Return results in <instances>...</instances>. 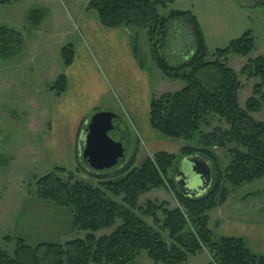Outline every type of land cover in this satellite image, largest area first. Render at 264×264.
Wrapping results in <instances>:
<instances>
[{"label":"trees","instance_id":"1","mask_svg":"<svg viewBox=\"0 0 264 264\" xmlns=\"http://www.w3.org/2000/svg\"><path fill=\"white\" fill-rule=\"evenodd\" d=\"M173 2L89 0L86 9L95 11L104 27L145 29L151 58L157 68L167 79L185 82L180 90L152 96L149 124L167 138L190 141L198 138L197 146L182 147L180 154L184 157L199 155L212 163L215 176H212L210 189L200 197L184 195L169 178L177 156L168 151H158L140 165H135L133 154L129 160L115 166L120 168L114 178L95 175L100 180L98 187L76 179L68 169L56 167L36 180V196L71 209L72 230L84 232L85 237L34 245L17 239L12 255L0 248V264H130L142 251L155 263L183 264L190 255L204 249L211 255V264H264V256L252 253L243 239L214 237L208 214L226 200L223 183L238 187L264 177V121L253 117L264 103V54L248 58L239 73L222 61L231 53L250 55L255 42L252 32L247 31L227 47L216 49V60L207 61L205 35L191 11H171L167 16L158 14V7ZM259 3L264 5V0ZM46 15L44 8L32 9L28 14L32 28H38ZM176 20L189 27L194 48L185 61L172 64L164 52L172 38V22ZM23 46L21 32L0 27L1 59L14 57ZM132 50L134 56L139 57L137 44L132 43ZM61 57L64 65L70 66L74 47L64 46ZM240 75L258 79L244 105L239 100ZM66 89L64 74L50 86L56 95ZM216 117L226 127L219 125L204 132L202 127L210 126V120ZM215 147H230L231 159L224 170L213 152ZM81 170L83 167L78 168ZM62 175H67V179ZM166 186L173 191L179 207H171L169 202L158 199L140 203L144 194ZM107 193L121 198V202L108 198ZM147 219H151V223ZM118 221L121 223L110 234L96 235L112 229ZM6 240L11 238L6 237Z\"/></svg>","mask_w":264,"mask_h":264},{"label":"rangeland","instance_id":"2","mask_svg":"<svg viewBox=\"0 0 264 264\" xmlns=\"http://www.w3.org/2000/svg\"><path fill=\"white\" fill-rule=\"evenodd\" d=\"M260 1L263 0H177L166 7H158V14L167 16L171 11L180 10L191 11L197 16L208 47L207 61L216 60V49L227 47L232 40L251 31L255 49L248 57L231 53L222 59L239 73L248 58L264 54V5H261ZM85 2L86 0H0V27L21 32L24 37V46L19 54L10 59L0 58V248L10 255L16 248L17 239L13 238V235L16 233V217L21 213L23 200L36 196V180L56 168V164L64 160L65 152H74L75 164L70 171L76 179L98 187L100 180L95 175L114 178L120 167L95 170L83 162L80 144L85 139L90 119L97 112L113 113L122 121L123 130L130 136L125 161L134 154L135 165H140L156 152L168 151L177 156L169 178L176 184L177 172L182 170L186 175L190 173V164L187 157L180 154V149L185 146H197L198 138L192 141L171 139L151 130L148 127V119L134 120L129 116V108L119 93L107 98L106 105L98 106L83 116H80L81 108L73 107V113L68 114L64 112L61 104H57L59 95L51 92L50 86L59 75L65 74L66 66L61 57V49L82 39L83 30L76 27V14L85 10ZM35 8L47 10V15L38 28H32L28 19L29 12ZM129 32L131 42L139 48L137 59L148 72L153 95L159 96L183 88L184 81L169 80L157 68L151 58L147 31L130 29ZM171 34V41L164 53L170 63L179 64L185 61L193 50V37L187 24L181 20L172 22ZM93 58L97 61L95 54ZM240 81L242 89L239 92V100L244 105L252 95V87L258 79H247L240 75ZM253 117L264 121V103L262 110L253 114ZM76 125L77 131L74 134ZM117 125L118 123L114 122V126ZM219 125L226 127V124L216 117L210 120V126H203L202 130L209 132ZM71 137L74 148L69 149ZM229 148H213L222 170L231 159ZM81 167L83 170L78 171ZM62 178L66 180L67 175H62ZM189 184L194 189L199 186L196 179L193 184ZM176 187L178 188L177 185ZM222 188L227 193L225 202L219 203L208 212L209 228L214 237L219 236L215 224L222 212L237 219L241 215L254 217L255 214L264 212V177L238 187L223 183ZM107 196L121 202V198L109 193ZM148 199L165 200L171 207L180 205L168 186L152 189L141 196L140 203ZM29 212L32 214V209ZM147 221L151 223L152 220ZM120 223L118 221L112 229L100 231L96 235L99 237L110 234ZM6 237L12 238L8 241ZM84 237V232H72L66 240ZM164 238L167 242L170 241L167 233H164ZM130 264L162 263H155L146 251H142ZM183 264H211V255L204 249L201 253L190 255Z\"/></svg>","mask_w":264,"mask_h":264},{"label":"crops","instance_id":"3","mask_svg":"<svg viewBox=\"0 0 264 264\" xmlns=\"http://www.w3.org/2000/svg\"><path fill=\"white\" fill-rule=\"evenodd\" d=\"M86 2L88 4L89 0ZM86 7L82 13L76 14V27L83 30L82 39L72 44L73 62L65 67L64 72L67 89L58 96L57 104H61L68 114L73 113V107L81 108L80 116H83L98 106L106 105L107 98L119 93L129 108V116L134 120L148 119V127L151 128L149 111L154 91L151 89L148 72L134 56L130 29L104 27L98 14L93 10L88 11ZM76 131L77 125L74 134ZM71 148H74L73 137L69 143ZM74 164V152L71 150L65 152L64 160L56 166L72 170ZM31 209L32 214L29 212ZM66 209L52 201L29 196L23 200L21 213L16 217V233L13 238L36 244L64 243L73 232V214L70 209ZM261 213L254 217L241 215L237 219L222 212L215 224L218 237L241 238L252 253L264 256V212Z\"/></svg>","mask_w":264,"mask_h":264},{"label":"water","instance_id":"4","mask_svg":"<svg viewBox=\"0 0 264 264\" xmlns=\"http://www.w3.org/2000/svg\"><path fill=\"white\" fill-rule=\"evenodd\" d=\"M118 118L113 113L97 112L88 123L80 150L83 162L95 170L115 167L126 159L130 136L123 130L122 121ZM114 122L118 123V128L114 126ZM187 160L190 173L186 175L182 170L177 172L176 184L184 195L200 197L212 185V168L208 161L199 155L187 157ZM195 179L199 186L194 189L189 183L193 184Z\"/></svg>","mask_w":264,"mask_h":264}]
</instances>
